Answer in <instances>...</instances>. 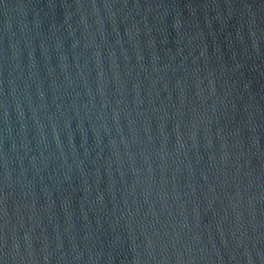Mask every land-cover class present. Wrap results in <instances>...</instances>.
Segmentation results:
<instances>
[{
  "label": "water",
  "instance_id": "1",
  "mask_svg": "<svg viewBox=\"0 0 264 264\" xmlns=\"http://www.w3.org/2000/svg\"><path fill=\"white\" fill-rule=\"evenodd\" d=\"M0 264H264V0H0Z\"/></svg>",
  "mask_w": 264,
  "mask_h": 264
}]
</instances>
